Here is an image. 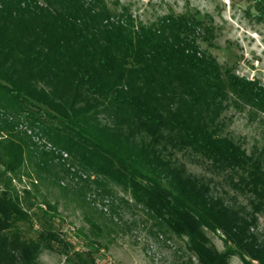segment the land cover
Returning <instances> with one entry per match:
<instances>
[{"label":"trees","instance_id":"16d2710c","mask_svg":"<svg viewBox=\"0 0 264 264\" xmlns=\"http://www.w3.org/2000/svg\"><path fill=\"white\" fill-rule=\"evenodd\" d=\"M210 33L190 13L144 23L107 0H0V264H41L44 250L72 247L51 222L35 238L21 227L37 222L35 207L38 218L57 217V204L34 202L38 180L22 174L56 162L86 183L84 200L90 182L120 187L199 264H264V156L221 122L230 102L264 112V85L203 50L198 39ZM186 150L226 174L248 205L227 203L178 164L174 154ZM76 255L89 264L90 250Z\"/></svg>","mask_w":264,"mask_h":264},{"label":"rangeland","instance_id":"374dc122","mask_svg":"<svg viewBox=\"0 0 264 264\" xmlns=\"http://www.w3.org/2000/svg\"><path fill=\"white\" fill-rule=\"evenodd\" d=\"M110 7L130 8L131 13L144 23L161 16L190 13L202 21L204 31L210 35L198 39L200 47L213 55L223 69H232L236 75L259 80L264 85V0H107ZM231 100H234L232 97ZM222 133L242 144L249 153L264 156V112L250 106L237 108L233 102L221 116ZM46 144V139H41ZM178 164L199 177L210 180L213 193L225 198L236 207L248 205L245 194L232 189L226 174L213 171L209 163L190 150L176 152ZM51 166L48 172H37L29 166L22 174L28 180L37 179L33 187V200L37 204H57L58 215L46 218L39 207L32 209L37 222L33 226L22 224L26 237L35 238L46 222L72 242V247L44 250L41 264H79L76 252L91 251L89 264H199L188 251L186 240L162 228L157 230L154 220L135 206L130 196L110 182L91 184L88 198L83 199L81 187L85 182L66 175L61 165ZM29 178V179H28ZM18 188L22 182L17 179ZM87 191V190H86ZM258 233L264 240V214L259 217ZM213 243L224 251L218 234L209 232ZM92 259L94 263H92ZM231 264H243L233 256Z\"/></svg>","mask_w":264,"mask_h":264},{"label":"built area","instance_id":"2783aa9c","mask_svg":"<svg viewBox=\"0 0 264 264\" xmlns=\"http://www.w3.org/2000/svg\"><path fill=\"white\" fill-rule=\"evenodd\" d=\"M47 144V147L50 149L51 148V145L49 143H46ZM64 157H67V154H63Z\"/></svg>","mask_w":264,"mask_h":264}]
</instances>
